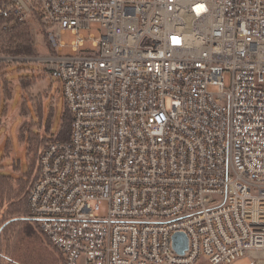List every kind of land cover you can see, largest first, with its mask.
<instances>
[{
    "label": "built area",
    "instance_id": "built-area-1",
    "mask_svg": "<svg viewBox=\"0 0 264 264\" xmlns=\"http://www.w3.org/2000/svg\"><path fill=\"white\" fill-rule=\"evenodd\" d=\"M32 19L72 123L29 218L63 263L264 264V0H0L4 30Z\"/></svg>",
    "mask_w": 264,
    "mask_h": 264
},
{
    "label": "rangeland",
    "instance_id": "rangeland-1",
    "mask_svg": "<svg viewBox=\"0 0 264 264\" xmlns=\"http://www.w3.org/2000/svg\"><path fill=\"white\" fill-rule=\"evenodd\" d=\"M22 28L6 31L0 24V81L6 77L8 79L7 88L0 85L2 97L0 100V121L2 120L4 124L9 120V123L0 127V139L6 136V142L8 143L10 140L9 144L12 150L11 157L4 159L8 161L7 172L11 174L12 182L0 181V234L2 233L0 246H2L1 256L4 257L1 264H64L58 250L37 232L38 230L26 234L22 233V224L12 225V219L16 215L12 214V203L7 202L8 196H12L13 187L19 181L18 178L26 176L31 169L32 159L36 157L34 155H36L35 147L38 148V139H46L50 142V138H56L67 109L61 83L53 79L45 66L37 61L39 56H45L51 52L46 35L33 19ZM91 32L98 37L101 36L98 24L92 25ZM85 34L88 36L89 31H86ZM75 39L76 36L71 32L63 36L67 45L65 53L73 54L72 43ZM28 44L35 49L34 54H14ZM85 45L84 49H93L92 40L87 39ZM13 57H25L26 60H15ZM6 74L7 76H5ZM7 91L11 98H6L5 102L4 92ZM22 103L24 114L33 118L32 120L28 117L25 131L27 130L29 133L26 138L31 139L32 128H35V133L40 134L37 136L38 139L35 137L30 140V151L27 144L24 149L22 148V141L17 134L18 126L23 121V116L20 114ZM4 112L6 113L3 116ZM0 155H4V149ZM34 179V176L30 178V182L32 183ZM5 200L6 202H4ZM95 207L97 212L105 215L108 205L106 201H100L98 204L95 203ZM17 234H20V237L15 239ZM196 264L210 263L206 258H203ZM232 264H251V259L244 257Z\"/></svg>",
    "mask_w": 264,
    "mask_h": 264
},
{
    "label": "trees",
    "instance_id": "trees-1",
    "mask_svg": "<svg viewBox=\"0 0 264 264\" xmlns=\"http://www.w3.org/2000/svg\"><path fill=\"white\" fill-rule=\"evenodd\" d=\"M29 44H31V43L29 42ZM29 44L27 46L24 45V47L22 48L21 51H17V53L15 52L14 54H18V53H25V54H30V55L34 54L35 49L31 46L32 44L30 46H29ZM5 76H7V74ZM7 81H8V79L6 77L4 80L0 81V85L3 86V88H7L6 87ZM4 96H5V98H4L5 102H6V98H11V95H10V93H8V91L6 93L4 92ZM1 99H2V97L0 94V100ZM24 109H25V107H24ZM71 123H72L71 116H70L68 110L66 109L64 116H63V121H62V126L60 128V131L56 135V138H54V139L50 138V141H52V140L66 141V140H68L70 138V133H71ZM35 132H33V134H31L32 136H31L30 140L34 139L35 137L37 138V136L40 135V134L35 133ZM27 135H28V133H27ZM38 142H39L37 145L38 148L35 147L36 155H34V156H36V157H34L32 159L30 171L28 172V174L26 176H24V177L21 176L18 178V180H19L18 183L16 182L15 187H13V189H12V193H11L12 196H8V198H7V202L10 201L12 203V205H11V208L13 210L12 214L16 215L14 217V219H12V225L22 224V226H23L22 233H26V234L30 231L32 232L33 230L37 231V229H35V226L32 224V222L29 218L30 208H29L28 192H29V188L32 184L30 182V178H32L33 176H34V178H36V176H37V169H38L37 164H38L40 152L43 149V147L47 144L48 140L38 139ZM2 168H3V166L0 165V181L12 182L11 176L1 173ZM29 182H30V186H29ZM4 202H6V200ZM4 229H5V227L3 228V230ZM37 232H39V231H37ZM18 237H20V234L15 235V239H17ZM1 239H2V233L0 234V241H1ZM1 247L2 246H0V264H1L2 258L4 259V257L1 256V254H2Z\"/></svg>",
    "mask_w": 264,
    "mask_h": 264
},
{
    "label": "crops",
    "instance_id": "crops-1",
    "mask_svg": "<svg viewBox=\"0 0 264 264\" xmlns=\"http://www.w3.org/2000/svg\"><path fill=\"white\" fill-rule=\"evenodd\" d=\"M10 99V98H9ZM19 111V110H18ZM6 112L3 113V116L5 115ZM20 114L23 116V121L21 122V124L18 126V129H17V134L20 138V140L22 141V148L24 149L25 148V145L27 144L28 146V149L30 151V140L28 138H26V135L27 133H29L27 130L25 131V126L28 122V117H30V115L28 116L27 114H24L23 112V103H22V106H21V109H20ZM27 115V116H26ZM32 120L33 118L30 117ZM3 119V118H2ZM34 122V121H33ZM0 127L4 126V124L6 123H9V120L6 121L4 124L2 122V120L0 121ZM35 124V123H34ZM24 132V133H23ZM31 132H35V128H32L31 129ZM0 153L1 151L4 149V155H0V165L3 166V168L1 169V173L5 174V175H11L9 172H7V167H8V161H5V157H11V146H10V140H8V143L6 142V136H3L1 139H0ZM249 258L251 259V257L249 256Z\"/></svg>",
    "mask_w": 264,
    "mask_h": 264
},
{
    "label": "water",
    "instance_id": "water-1",
    "mask_svg": "<svg viewBox=\"0 0 264 264\" xmlns=\"http://www.w3.org/2000/svg\"><path fill=\"white\" fill-rule=\"evenodd\" d=\"M173 245L177 253L183 254L188 248V237L183 233H177L173 237Z\"/></svg>",
    "mask_w": 264,
    "mask_h": 264
}]
</instances>
